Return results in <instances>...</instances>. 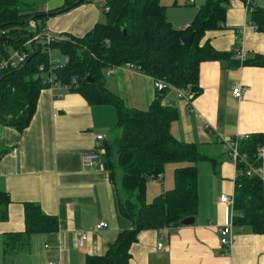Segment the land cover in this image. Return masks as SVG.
<instances>
[{
  "label": "crops",
  "instance_id": "obj_1",
  "mask_svg": "<svg viewBox=\"0 0 264 264\" xmlns=\"http://www.w3.org/2000/svg\"><path fill=\"white\" fill-rule=\"evenodd\" d=\"M104 2L88 0L54 12L66 0H45L35 4V9L48 13L45 27L55 37L66 33L82 36L104 20ZM253 2V7H264V0ZM160 3L166 6L168 16L169 4ZM168 20L173 24L172 18ZM188 24L178 23L176 27L183 29ZM203 40L219 51L243 49L247 58L255 53L264 56V31H258L250 22L249 10L242 0L230 1L223 28L206 31ZM233 59L238 60L234 55L201 62V91L193 99L184 91L185 96L180 95L175 88L164 96V102L175 106L179 113L170 127L172 134L195 142L200 152L214 159L205 161L210 162L221 181L218 197L197 211L192 225L140 231L129 249L130 264H264V233L234 226L228 251L218 233L225 219V206L219 196L233 194L236 175L220 137L231 140L264 133V66H239L232 63ZM104 77L106 87L128 107L144 110L155 96L154 79L126 64ZM236 83L243 87L240 97L232 94ZM115 123L112 105L88 104L80 94L58 85L40 91L36 110L22 131L0 124V191L10 199L8 218L0 221V264H83L87 255L103 254L118 232L131 227L117 208V176L111 179L108 171L90 170L83 165L84 155L95 145L94 134L104 132L106 140H111ZM261 168L264 190V158ZM162 178L163 173L155 179L163 181ZM169 181L170 177L166 178L165 182ZM170 188L159 191L154 186L153 191L160 194ZM28 201L56 216L58 229L33 234L27 245H18L4 256L5 235L24 230L23 204ZM100 220L107 222L106 228L96 229ZM84 233L86 237L81 242Z\"/></svg>",
  "mask_w": 264,
  "mask_h": 264
},
{
  "label": "trees",
  "instance_id": "obj_2",
  "mask_svg": "<svg viewBox=\"0 0 264 264\" xmlns=\"http://www.w3.org/2000/svg\"><path fill=\"white\" fill-rule=\"evenodd\" d=\"M86 1L66 0L54 12H63ZM230 1L205 0L182 29L168 20L166 6L160 0H105L104 20L96 22L82 36L66 33L49 44L40 41L26 44L35 33L46 29V14L35 9L37 0H0V37L7 38L0 40V63L13 51L26 53L17 67L0 70V124L18 131L28 126L40 91L51 86L47 78L50 73L58 85L80 94L88 104H109L115 108V132L111 140L105 141L102 158L111 179L117 169L121 170L116 188L117 208L131 227L118 232L103 254L87 255L83 264H130L129 249L140 231L183 226V218L196 217L197 163L214 159L200 152L195 142L172 134L170 127L179 113L175 106L164 102V96L167 90L175 88L193 99L201 91L200 63L235 55V51L216 50L208 40H203L206 31L223 28ZM249 13L255 28L264 31V7H252ZM31 20L36 26L29 25ZM191 32L192 43L185 46L182 38ZM51 48L60 50L66 61L62 64L51 61ZM125 63L162 82L144 110L126 106L105 85L104 71ZM232 63L264 66V56L255 53L243 61L233 59ZM75 69H83L92 81L76 77ZM261 144H264V133H250L239 140L238 150L245 155L246 162L257 165L256 151ZM171 162L186 164L174 168L172 188L147 201V179L161 176L165 165ZM239 168L244 170L246 166L240 164ZM233 198L234 225L264 233L262 179L236 174ZM9 202L8 195L0 191V221L8 218ZM23 209L24 230L5 235L4 256L18 245H27L31 235L58 229L57 217L44 213L37 203L25 202Z\"/></svg>",
  "mask_w": 264,
  "mask_h": 264
},
{
  "label": "built area",
  "instance_id": "obj_3",
  "mask_svg": "<svg viewBox=\"0 0 264 264\" xmlns=\"http://www.w3.org/2000/svg\"><path fill=\"white\" fill-rule=\"evenodd\" d=\"M194 0H187L188 3H193ZM244 5L247 10H251L253 7V0H243ZM30 26H36V23L34 20H31L29 22ZM43 37V38H42ZM42 38V39H41ZM61 37H55L50 31L47 29H44L43 32L35 33L32 37H30L26 44H29L30 42H36L40 41L42 43L49 44L52 41L58 40ZM26 53L20 52V51H13L7 59L2 61L0 63V70L7 69V68H14L17 67L25 58ZM235 57L243 61L246 58L245 52L243 49L237 50L235 53ZM127 67L131 69H137L138 68L131 64V63H125ZM117 66H111L108 67L104 74H111ZM42 69V67H40ZM50 72V70H49ZM48 82L52 86H57L59 83L54 80V76L50 73L48 75ZM154 85L157 88L162 87V82L160 81H154ZM190 88V85H187V89ZM242 84L236 83L232 87V94L235 97H240L242 92ZM180 91V90H179ZM180 95H184L183 90H181ZM185 96V95H184ZM243 136H236L233 139H225L220 137L221 144L223 149L228 153L230 158L233 160L235 172L238 175L239 173H245L248 176H259L262 171L261 168V160L264 158V144H261L258 146L256 151V160L258 161L257 165H254L252 162H246V157L243 154L239 153L238 150V142ZM95 138V145L93 149L86 153L83 157V165L87 167L90 170H97V171H105L104 161H103V154L105 153V147L104 143L106 141V134L104 132H97L94 134ZM13 153H15V150H13ZM240 164H244L246 168L244 170H241L239 168ZM157 177H161L158 175ZM219 202L225 206V219L224 222L218 227V233L220 235V243L227 247V251L230 249V246L232 244L233 238H234V198L233 194L228 195L225 193H221L219 196ZM96 229H103L107 227V222L104 220H100L95 225ZM86 237V234H82L80 241ZM158 246H161V243H158ZM48 264H55L54 262H49Z\"/></svg>",
  "mask_w": 264,
  "mask_h": 264
},
{
  "label": "rangeland",
  "instance_id": "obj_4",
  "mask_svg": "<svg viewBox=\"0 0 264 264\" xmlns=\"http://www.w3.org/2000/svg\"><path fill=\"white\" fill-rule=\"evenodd\" d=\"M28 1H32V0H28ZM37 1L38 4H41L45 0H37ZM161 2L169 4L167 17L172 18L173 26L176 27L178 23H187V22L190 23V21L195 16L198 7L202 4L201 2H204V0H196V3H192V4L188 2H187L188 4H186L185 0H175V1L161 0ZM49 54H50V60L55 63L62 64L66 61V56L63 55L61 51L58 50L57 48L49 49ZM114 132L115 129L113 128V130L110 131V135L112 136ZM224 153L227 154L228 156L227 152ZM199 163H198L199 164L198 165V210L201 211L202 207L207 205L215 197H218L221 191V181L217 178V176L214 175L210 162L203 160ZM184 164L186 163H175V162L167 163L164 167L163 178H162L164 179L163 181H161V179H155L156 177L155 178L149 177L146 181V200L150 201L153 198V196H155L158 193V191L157 192L153 191L154 186L159 187V191H160L165 188H170L172 185H174V178H173L174 168L178 165H184ZM115 175L117 176V184L119 185L121 178V170L117 169ZM168 177H170V181L169 183H166L165 180ZM211 206L212 203L209 205L208 208H211Z\"/></svg>",
  "mask_w": 264,
  "mask_h": 264
},
{
  "label": "water",
  "instance_id": "obj_5",
  "mask_svg": "<svg viewBox=\"0 0 264 264\" xmlns=\"http://www.w3.org/2000/svg\"><path fill=\"white\" fill-rule=\"evenodd\" d=\"M45 14V13H44ZM48 13H46L47 15ZM192 38H193V32H191L190 34L186 35L185 37L182 38V43L185 45V46H190L191 43H192ZM0 40L1 41H6L7 38L6 37H0ZM73 74L76 76V77H79V78H83L85 77L87 80L89 81H92V79L89 77V76H85V72L83 69H75L73 71ZM195 222V216H187L185 218H183L181 220V224L182 225H192L193 223Z\"/></svg>",
  "mask_w": 264,
  "mask_h": 264
}]
</instances>
